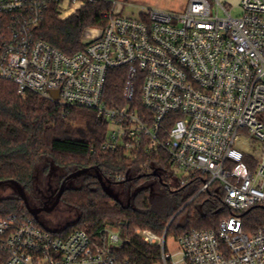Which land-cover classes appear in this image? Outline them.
Segmentation results:
<instances>
[{"label": "built area", "instance_id": "2783aa9c", "mask_svg": "<svg viewBox=\"0 0 264 264\" xmlns=\"http://www.w3.org/2000/svg\"><path fill=\"white\" fill-rule=\"evenodd\" d=\"M98 1L0 0V78L20 95L97 111L110 124L105 157H146L148 166L166 153L170 171L185 173L181 185L201 184L188 203L215 188L232 212L216 230L176 237L171 223L163 235L134 229L159 250L156 264H264V230L247 233L243 221L264 208V0H241L238 16L219 0L137 16L111 2L105 26L88 29L89 42L75 55L38 38L52 5L66 20ZM116 70L124 71L122 102L111 106L106 86ZM25 218L0 219V264H138L112 227L92 236L50 231Z\"/></svg>", "mask_w": 264, "mask_h": 264}, {"label": "trees", "instance_id": "16d2710c", "mask_svg": "<svg viewBox=\"0 0 264 264\" xmlns=\"http://www.w3.org/2000/svg\"><path fill=\"white\" fill-rule=\"evenodd\" d=\"M112 8L111 2L100 0L61 20L57 6L52 5L41 21L37 36L63 53L75 55L86 47L84 33L91 28H103L104 14ZM124 80L122 70L110 74L105 95L108 105L122 102ZM109 131L110 124L95 110L64 107L32 93L20 95L16 84L0 78V182L16 181L28 195L37 168L44 162L62 168L68 176L90 169L81 176L83 187L64 189L61 201L77 208L80 214L74 224L65 227L67 231L84 230L97 236L101 229L112 227L126 240L125 255L138 264H156L159 250L143 244L134 235V229L163 235L175 217L169 235L180 237L193 229L216 230L219 221L232 214L215 188L188 203L200 190V183L180 185L176 190L166 186L160 172H169L173 166L166 153L160 159L153 157L148 166L146 157L133 161L124 153L103 156L101 145ZM117 176L123 179L117 181ZM65 179L62 178L61 184ZM151 179L161 185L162 192L156 194L153 184L148 185L126 205L116 200L108 186L130 182L141 186ZM13 214L26 215L27 221L39 224L18 194L0 199V219ZM243 221L247 233L264 230V208L244 214Z\"/></svg>", "mask_w": 264, "mask_h": 264}, {"label": "rangeland", "instance_id": "374dc122", "mask_svg": "<svg viewBox=\"0 0 264 264\" xmlns=\"http://www.w3.org/2000/svg\"><path fill=\"white\" fill-rule=\"evenodd\" d=\"M108 2H117V10L127 16H137L146 10H163L169 12H183L189 0H105ZM225 4L227 8L232 10L234 16L240 14V0H219ZM215 4L214 0H211ZM84 43L89 42L86 34L83 36ZM166 186L176 190L181 185L182 177L185 175L182 171H161L160 172ZM67 173L60 167L52 163L44 162L36 171L34 186L32 191L28 193V199L32 208L39 206L52 205L59 193L62 178H67ZM151 179L141 186H136L133 183L125 184H111L109 189L114 193L116 200L123 204H130L133 196L142 188L152 185L155 193L160 194L162 187ZM84 186V178L79 176L77 178L69 179L66 182V188H81ZM15 187L10 183H5L0 187V199L8 198L16 195ZM44 204V205H43ZM49 206V207H50ZM47 207V206H45ZM79 211L77 208L61 201L56 209L52 212H42L38 215V222L47 230L57 231L74 224L79 218ZM170 236H173L172 234ZM172 251L176 246L170 243Z\"/></svg>", "mask_w": 264, "mask_h": 264}, {"label": "water", "instance_id": "95a60500", "mask_svg": "<svg viewBox=\"0 0 264 264\" xmlns=\"http://www.w3.org/2000/svg\"><path fill=\"white\" fill-rule=\"evenodd\" d=\"M53 97L58 100L59 97H58V93H54L53 94ZM90 171V169H84V170H80L76 173H73L71 175H69L61 184V187H60V190H59V193L54 201V203L50 206V207H42V208H32L30 206V203H29V199H28V195L25 191V189L16 181H9L8 183L12 184L16 191H17V194L21 197L23 203L25 204L26 208H27V211L29 212V214H31L32 216L34 217H38V215L42 212H52L56 209V207L59 205V203L61 202V199H62V196H63V192H64V189H65V185H66V182L69 180V179H72V178H77L79 176H82L86 173H88ZM123 183V182H122ZM5 184V182H0V187ZM175 217L172 218V220L170 221V223H172V221L174 220Z\"/></svg>", "mask_w": 264, "mask_h": 264}, {"label": "flooded vegetation", "instance_id": "af4514ba", "mask_svg": "<svg viewBox=\"0 0 264 264\" xmlns=\"http://www.w3.org/2000/svg\"><path fill=\"white\" fill-rule=\"evenodd\" d=\"M43 205H44V204H43ZM45 206L49 207L50 205L39 206L38 208H42V207H45Z\"/></svg>", "mask_w": 264, "mask_h": 264}, {"label": "crops", "instance_id": "0c3cea01", "mask_svg": "<svg viewBox=\"0 0 264 264\" xmlns=\"http://www.w3.org/2000/svg\"><path fill=\"white\" fill-rule=\"evenodd\" d=\"M240 2H241V0H240ZM240 5V4H239Z\"/></svg>", "mask_w": 264, "mask_h": 264}]
</instances>
